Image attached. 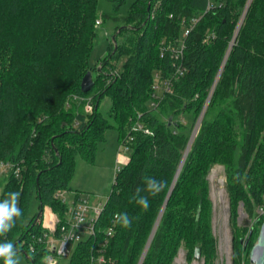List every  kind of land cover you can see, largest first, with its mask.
I'll return each mask as SVG.
<instances>
[{
	"label": "trees",
	"instance_id": "16d2710c",
	"mask_svg": "<svg viewBox=\"0 0 264 264\" xmlns=\"http://www.w3.org/2000/svg\"><path fill=\"white\" fill-rule=\"evenodd\" d=\"M107 1L114 15H100L98 0H0V160L12 164L0 180V202L19 192L22 213L0 244L12 243L29 264H46L44 208L64 222L69 205L59 194L72 190L77 159L94 162L107 131L116 130L128 160L96 234L75 244L68 264H95L100 256L102 264H173L181 248L191 260L197 247L205 264H214L208 176L216 165L226 169L233 225L239 206L254 222L247 246L234 241L240 264L264 221L257 213L264 205V0H133L122 17L116 14L128 0ZM99 17L116 26L107 55L91 67ZM169 44L183 45L178 59L170 51L161 56ZM89 71L96 72L94 86L83 92ZM147 177L164 184L155 196ZM137 189H144L147 210L136 203ZM34 198L39 211L27 223ZM121 213L131 227L114 222Z\"/></svg>",
	"mask_w": 264,
	"mask_h": 264
},
{
	"label": "rangeland",
	"instance_id": "374dc122",
	"mask_svg": "<svg viewBox=\"0 0 264 264\" xmlns=\"http://www.w3.org/2000/svg\"><path fill=\"white\" fill-rule=\"evenodd\" d=\"M132 1L133 0H128L127 3L119 9L116 15L119 17L127 15ZM98 12L100 15H114L113 7L107 0H98ZM98 19L102 21L101 17H99ZM115 26V22H113L112 20H108L106 23L102 21V24L100 26L96 25L98 37L90 55L89 64L91 67H95L99 60L107 55L109 41L114 36ZM120 65L121 62L119 63V66ZM114 72L116 76L119 75L118 68L114 69ZM95 78L96 72L93 73L94 82ZM111 78L109 80L107 79L108 82L111 81ZM155 84H159L158 80ZM109 105L110 100L105 99L102 108L105 110L109 107ZM200 123L198 122V127L196 125L194 129V132L196 130V135L199 130ZM128 156L129 152L119 142L118 132L116 130H108L106 133V140L99 145L94 162L87 161L81 157L77 159L76 174L70 184L72 190L64 192L63 199L69 206H72L74 204V200L76 199L74 190H78L83 195L91 196V200L93 201L95 206L105 204L112 191L116 173L118 169H120L124 165L123 158L124 160H126ZM11 169L12 166H10L9 168H5V170H2L0 172L1 181L6 179V177L10 174ZM208 179L210 182V197L212 200V229L213 234L217 239V253L214 264H235L234 241L236 238H240V240H242L241 244L243 246H247V242L249 241V239L251 240V236H253V234L250 235L249 231L253 228L254 222L249 218L243 207L239 206L236 215L237 226L233 225L231 220V203L228 192L226 190L227 176L224 166H214L208 176ZM5 182L6 181H4V183L2 184L0 183V196L4 189ZM261 208H264V205ZM48 210L52 214V219L49 220V222L47 219ZM38 211L39 203L34 198L31 202L30 212L26 219V222L28 223ZM55 219L56 216L53 213L52 209L49 206L45 207L40 218L42 228L44 230H47L46 226L50 225V222H53ZM243 227H245L247 230H243ZM260 229L258 235L260 234ZM255 236L256 234L254 235V237ZM256 243L257 238H254L249 252L245 250V247L244 250L246 251L247 255L243 253L240 264H253L250 260V253ZM17 255L20 264H29L28 259L23 253H17ZM68 258L69 257L59 259L58 264H68ZM173 264H205V259L201 257L199 261H196L194 260L193 255L191 260H188L187 251L184 248H181Z\"/></svg>",
	"mask_w": 264,
	"mask_h": 264
},
{
	"label": "built area",
	"instance_id": "2783aa9c",
	"mask_svg": "<svg viewBox=\"0 0 264 264\" xmlns=\"http://www.w3.org/2000/svg\"><path fill=\"white\" fill-rule=\"evenodd\" d=\"M197 22V19L193 21L191 26L186 30L185 36L193 29L194 24ZM102 21L99 19L96 24L100 26ZM167 51H170L172 57L175 56L178 59L183 53L182 46H174L173 44L164 45L161 49V56H165ZM184 73V68L182 66L176 68L174 75L176 77L181 76ZM171 80L163 82L162 88L167 92L171 88ZM85 110L87 113L93 111V106L91 103H87ZM138 128H142L141 125ZM148 132V131H147ZM127 150V149H126ZM128 160L123 158V163ZM12 166L11 163H5L0 161V172ZM119 170V169H118ZM15 174L18 177L20 174V168H16ZM60 198L66 203L63 199V193L59 194ZM76 197V196H75ZM106 204V203H105ZM105 204L100 206H95L91 200V196L79 195L74 200L72 206H68V211L63 223L60 222V219L56 216V219L50 222V225H47V248L50 251V254L46 257V264H58L59 259L70 257L73 251L75 244L89 238L93 237L96 234L97 223L104 211ZM264 217V208H258V214ZM60 229V235L56 236V232ZM113 229L110 228L108 231V236H111ZM104 262L103 256H100L94 263L102 264Z\"/></svg>",
	"mask_w": 264,
	"mask_h": 264
},
{
	"label": "clouds",
	"instance_id": "9594fccd",
	"mask_svg": "<svg viewBox=\"0 0 264 264\" xmlns=\"http://www.w3.org/2000/svg\"><path fill=\"white\" fill-rule=\"evenodd\" d=\"M145 183L146 190L153 196L164 187L162 182L155 180L153 177H147ZM143 190L144 189H137L135 200L138 205L144 210H147L149 207V201L147 197L140 195V192ZM19 195V192H11L8 194L7 199L0 202V234H4L11 230L14 226V217L22 215L21 210L17 206ZM114 222L123 228H129L131 227L132 221L127 213H121L114 217ZM0 259L4 260V264H20L17 251L10 242L0 244Z\"/></svg>",
	"mask_w": 264,
	"mask_h": 264
},
{
	"label": "water",
	"instance_id": "95a60500",
	"mask_svg": "<svg viewBox=\"0 0 264 264\" xmlns=\"http://www.w3.org/2000/svg\"><path fill=\"white\" fill-rule=\"evenodd\" d=\"M93 86H94L93 75H92V72L89 71V72L86 73V75L82 79L81 89H82L83 92H88V91H90L92 89ZM203 115H204V112L202 113V115L200 117L199 123H200ZM197 127H198V125H197ZM195 133H196V130H195V132H194V134H193V136L191 138V141H190L189 146H188V150H189V148H190V146H191V144H192V142L194 140V137L196 135ZM185 157H186V155H185ZM185 157H184V159H183V161H182V163L180 165L179 171H180V169H181V167H182V165L184 163ZM37 182H38V179H37ZM40 213H41V211H40ZM154 233H155V230L153 231V233H152V235H151V237L149 239V242H148V244L146 246V249H145V252H144V255L142 257L141 262L143 261V258L145 256L147 250H148V247H149L150 242H151V240H152V238L154 236ZM27 257L28 256H26V258ZM201 257H202V249L200 247H197L195 249V253H194V260L199 261L201 259ZM250 260H251V263H253V264H264V221H263V223L261 225L260 234H259L257 243L253 246V248L251 250Z\"/></svg>",
	"mask_w": 264,
	"mask_h": 264
},
{
	"label": "bare ground",
	"instance_id": "6f19581e",
	"mask_svg": "<svg viewBox=\"0 0 264 264\" xmlns=\"http://www.w3.org/2000/svg\"><path fill=\"white\" fill-rule=\"evenodd\" d=\"M48 222L52 219V215L47 216Z\"/></svg>",
	"mask_w": 264,
	"mask_h": 264
},
{
	"label": "crops",
	"instance_id": "0c3cea01",
	"mask_svg": "<svg viewBox=\"0 0 264 264\" xmlns=\"http://www.w3.org/2000/svg\"><path fill=\"white\" fill-rule=\"evenodd\" d=\"M74 191H78V190H74ZM74 195H75V193H74ZM76 196V195H75Z\"/></svg>",
	"mask_w": 264,
	"mask_h": 264
}]
</instances>
